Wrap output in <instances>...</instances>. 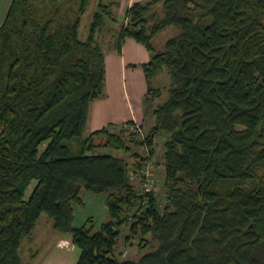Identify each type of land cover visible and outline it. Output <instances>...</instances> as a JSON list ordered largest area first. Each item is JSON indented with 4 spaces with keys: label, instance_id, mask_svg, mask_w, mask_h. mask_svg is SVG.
I'll return each mask as SVG.
<instances>
[{
    "label": "trees",
    "instance_id": "obj_1",
    "mask_svg": "<svg viewBox=\"0 0 264 264\" xmlns=\"http://www.w3.org/2000/svg\"><path fill=\"white\" fill-rule=\"evenodd\" d=\"M90 2L12 0L0 25V264H23L20 243L41 214L70 237L76 264H264V0H145L118 29V3L97 0L81 40ZM170 26L179 33L155 51ZM106 27L117 53L126 38L150 53L147 78L169 77L151 129L138 142L129 135L147 149L132 155L136 172L165 135L161 199L139 195L127 163L97 152L129 150L111 125L83 136L103 94ZM81 190L106 194L99 230L92 219L72 225ZM128 224L141 248L146 236L156 246L119 260Z\"/></svg>",
    "mask_w": 264,
    "mask_h": 264
},
{
    "label": "rangeland",
    "instance_id": "obj_2",
    "mask_svg": "<svg viewBox=\"0 0 264 264\" xmlns=\"http://www.w3.org/2000/svg\"><path fill=\"white\" fill-rule=\"evenodd\" d=\"M96 1L97 0H91L90 6L88 7L86 13L82 16L81 18V23L79 27V38L83 40L86 37V32L88 25L90 23L91 15L94 12V9L96 8ZM103 2L106 0H102ZM113 2H116V0H111ZM114 13V9H112ZM0 16L2 18L3 13L1 14L0 11ZM118 22L116 23H109L110 27L113 29H118L120 23V20H117ZM108 27V26H107ZM104 30L99 38L97 39L98 45L101 47L102 51L104 54L106 51L112 50V44L113 40L111 38V35L106 33L108 30ZM109 29V27H108ZM179 33V29L176 26H170L161 31L159 34H157L153 39H152V46L154 47L155 51H160L163 48L164 43L176 36ZM169 77L166 72H162L157 79L155 80V84L158 86L157 89H154L153 92L149 93L150 96H154L156 92L159 93V96L155 101L148 100L145 104L146 106V113H147V118L149 120L148 128L142 127L143 130V137H140L134 130L133 127H130L128 125L122 126V127H113L110 130V133L113 135L119 137L126 147L129 148V150H121V151H113V150H102L99 149L97 152L102 153L103 151L105 153H108L114 157L121 158L123 159L126 163L129 169H131L132 164L135 159H133L132 155H139L141 157H146L147 152L144 150L146 147H141L136 144H132L129 142V135L134 134V140L135 141H140L144 138L146 133L151 129V127L154 124V118L152 116L153 111L158 107L156 105H161L167 98V88L169 86ZM153 102V104H152ZM153 110V111H152ZM152 116V118H151ZM88 128L85 129L83 136H87L89 134ZM96 143H99V139L95 140ZM165 141V135L163 133H160L155 136L153 140V149H154V154L149 160V166L150 170L154 176V187L157 188V191L159 193V196L163 198L164 194V189H163V175H164V170H163V143ZM130 174H132V169L129 170ZM264 172V171H263ZM130 183L133 185V188L137 192V184L138 181H132L130 180ZM35 185V182H31V184L28 186L26 192H25V198H27L32 191L33 186ZM87 195H92L91 193H88L84 190H81L80 196L83 198V200L86 203V208L83 207H75L74 209V220L72 225L74 227H79L81 226L82 222L90 217L87 212H90V204L87 202L86 196ZM100 202L103 204V197H106L105 193H101V196H99ZM98 205L97 203H94L93 206ZM105 213V212H104ZM93 214H96V212L93 210ZM94 225H95V230H99L101 223L109 221V215L104 214L103 218L99 215H94ZM59 234L55 230L52 229L51 227V221L50 219L45 215L41 214L38 221L36 222V225L32 231V234L29 238H24L22 239L19 247V255L22 259L23 264H37L39 261L43 260L46 261L48 260L47 264H58L57 259L61 257H73L77 258L79 253L78 250H76L75 253H71L65 249H58L56 248L55 245V238L58 237ZM140 242V237L139 235H132L130 234L129 231V224L125 225L121 229V236L118 241V244L116 245L115 248V255L119 260H134L137 259L141 254H144L146 252L151 251V249L155 248L156 243L151 240L150 236H146L144 239V244L146 243L147 247L146 248H141L139 246ZM70 264V263H66Z\"/></svg>",
    "mask_w": 264,
    "mask_h": 264
},
{
    "label": "crops",
    "instance_id": "obj_3",
    "mask_svg": "<svg viewBox=\"0 0 264 264\" xmlns=\"http://www.w3.org/2000/svg\"><path fill=\"white\" fill-rule=\"evenodd\" d=\"M12 0H0V25L3 23L6 12ZM145 0H116L118 6L114 9L117 20L123 21L127 9L134 3L144 2ZM150 61V53L133 39L126 38L121 45L120 52L115 50L106 51L104 54V85L102 97L90 104L86 128L89 132H94L106 128L126 126L128 122L148 128L149 120L146 113V102L155 101L157 95L150 96L149 93L157 89L155 80L161 72L155 73L152 77L147 78L142 66ZM153 104V102H152ZM159 105H156V107ZM153 111V110H152ZM152 118V116H151ZM92 194V193H91ZM101 194L87 195V202L90 204V216L85 219L81 226L88 219L94 221V215L108 214L106 197H103V204L100 202ZM82 206L86 208V203L82 198ZM94 203L98 205L93 206ZM93 210L96 214H93ZM105 212V213H104ZM105 223V222H104ZM103 223H101L102 225ZM80 227V226H79ZM55 245L58 249H65L75 253V248L67 235H59L55 238ZM79 251V250H78ZM77 258L61 257L57 259L58 264H76ZM46 261H39L37 264H47Z\"/></svg>",
    "mask_w": 264,
    "mask_h": 264
},
{
    "label": "built area",
    "instance_id": "obj_4",
    "mask_svg": "<svg viewBox=\"0 0 264 264\" xmlns=\"http://www.w3.org/2000/svg\"><path fill=\"white\" fill-rule=\"evenodd\" d=\"M134 130L140 137H143V130L140 125H135ZM144 150L147 152V149H144ZM153 179H154V176L150 170V166L148 163L145 164L139 172L132 171V174H130V180L138 181L137 192L139 195L145 196L147 193H152L153 195L161 199V196H159L157 188L153 186L154 185ZM145 203L146 201L144 200L143 204ZM133 212L137 213V209H135Z\"/></svg>",
    "mask_w": 264,
    "mask_h": 264
}]
</instances>
